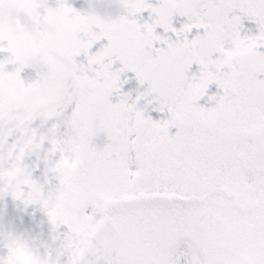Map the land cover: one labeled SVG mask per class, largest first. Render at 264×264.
<instances>
[{
  "label": "snow or ice",
  "instance_id": "obj_1",
  "mask_svg": "<svg viewBox=\"0 0 264 264\" xmlns=\"http://www.w3.org/2000/svg\"><path fill=\"white\" fill-rule=\"evenodd\" d=\"M119 3L0 0V199L59 240L8 232L0 264H264V0Z\"/></svg>",
  "mask_w": 264,
  "mask_h": 264
},
{
  "label": "rangeland",
  "instance_id": "obj_2",
  "mask_svg": "<svg viewBox=\"0 0 264 264\" xmlns=\"http://www.w3.org/2000/svg\"><path fill=\"white\" fill-rule=\"evenodd\" d=\"M128 76L131 79L132 76ZM22 78L29 82L30 76L28 73L23 72ZM123 92L131 93L132 100L141 93L138 86L131 89L127 84L123 85ZM140 108H145L143 101H140L138 105ZM104 144L98 147H103ZM29 163L35 165L37 163L36 158L33 157ZM40 175V172H37ZM0 240H3L4 236L8 232H14L17 235H23L34 243L36 247L43 253L46 251L45 245L56 249L59 246V240L54 241L53 236L57 235L51 230V226L48 224L47 217L35 207H29L25 209L24 205L18 201H13L12 198L4 197L0 199ZM55 255V253H54ZM24 264H28V260L24 257H20ZM67 257H63L62 260L66 261Z\"/></svg>",
  "mask_w": 264,
  "mask_h": 264
},
{
  "label": "flooded vegetation",
  "instance_id": "obj_3",
  "mask_svg": "<svg viewBox=\"0 0 264 264\" xmlns=\"http://www.w3.org/2000/svg\"><path fill=\"white\" fill-rule=\"evenodd\" d=\"M153 3L156 2V0H152ZM71 3L73 4L74 7H76L78 10L81 11H86L90 7H97L104 15L105 18H111V19H118L119 16L124 14V9L119 3V0H71ZM144 18L147 19V13L144 14ZM186 22L185 17H177L174 19V27L179 28L182 23ZM245 32L243 34H248V35H254L257 33L258 29L257 26L254 23H251L249 21H245ZM247 29H251V32H248ZM202 31V30H201ZM157 32L161 35H164L162 29H157ZM196 34V30H193L192 36ZM168 35H172L169 33ZM172 38H176L174 35H172ZM192 37L190 36L189 39ZM196 70V66H193V71ZM129 76H132L131 79H129V82L127 83V86L130 87L131 89H134L135 86L139 87L138 81L135 79V76L133 73H128ZM217 91L216 86L213 85L210 89L209 95L215 93ZM142 92H144L142 90ZM151 98H147L143 101L144 105L148 104V100ZM200 104L205 107H211L213 104L209 103L207 100V97L202 99L200 101ZM157 107L156 104L148 105L147 110H146V115H150L153 117V119L159 120V119H166L167 114H161L158 112L153 111V108ZM176 130L172 129V132L174 133ZM96 145L98 146L99 143L95 142Z\"/></svg>",
  "mask_w": 264,
  "mask_h": 264
},
{
  "label": "water",
  "instance_id": "obj_4",
  "mask_svg": "<svg viewBox=\"0 0 264 264\" xmlns=\"http://www.w3.org/2000/svg\"><path fill=\"white\" fill-rule=\"evenodd\" d=\"M113 102H117V98L116 96L113 97ZM97 140H100V141H106V137L104 135H101L100 138H98Z\"/></svg>",
  "mask_w": 264,
  "mask_h": 264
}]
</instances>
